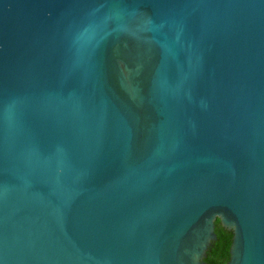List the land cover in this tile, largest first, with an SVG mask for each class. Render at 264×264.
Segmentation results:
<instances>
[{
    "label": "water",
    "instance_id": "95a60500",
    "mask_svg": "<svg viewBox=\"0 0 264 264\" xmlns=\"http://www.w3.org/2000/svg\"><path fill=\"white\" fill-rule=\"evenodd\" d=\"M264 264V0H0V264Z\"/></svg>",
    "mask_w": 264,
    "mask_h": 264
},
{
    "label": "trees",
    "instance_id": "16d2710c",
    "mask_svg": "<svg viewBox=\"0 0 264 264\" xmlns=\"http://www.w3.org/2000/svg\"><path fill=\"white\" fill-rule=\"evenodd\" d=\"M215 233L217 240L213 242L206 262L209 264H228L233 233L225 229L219 219L215 222Z\"/></svg>",
    "mask_w": 264,
    "mask_h": 264
}]
</instances>
